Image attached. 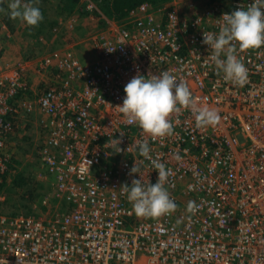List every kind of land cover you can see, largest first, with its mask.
I'll return each mask as SVG.
<instances>
[{
  "label": "built area",
  "instance_id": "2783aa9c",
  "mask_svg": "<svg viewBox=\"0 0 264 264\" xmlns=\"http://www.w3.org/2000/svg\"><path fill=\"white\" fill-rule=\"evenodd\" d=\"M256 2L205 0L186 16L171 3H142L122 22L100 14L109 28L88 32L94 60L81 63L74 43L40 58L37 87L27 76L31 61L0 67V205L19 168L15 138L32 116L58 201L49 207L42 196L38 215L0 210V264H264V46L238 53L248 69L241 88L205 65L211 50L203 43L223 14ZM75 22L65 18L53 33ZM163 71L185 83L194 105L170 115L171 135L152 139L117 107L134 76ZM201 107L216 110L219 123L197 126ZM111 138L121 140L120 152ZM137 141L172 169L164 185L176 203L171 214L137 217L122 193L140 178L129 175L134 164L145 183L158 179Z\"/></svg>",
  "mask_w": 264,
  "mask_h": 264
},
{
  "label": "clouds",
  "instance_id": "9594fccd",
  "mask_svg": "<svg viewBox=\"0 0 264 264\" xmlns=\"http://www.w3.org/2000/svg\"><path fill=\"white\" fill-rule=\"evenodd\" d=\"M38 4L39 0H10L7 13L10 19L36 27L43 20ZM221 19L218 33L203 32V43L211 50L205 58V65L212 62L225 81L242 88L248 81V69L238 53L264 46V0L225 13ZM124 93L123 103L117 108L130 123H136L142 133L152 139L171 135L170 115L180 111L181 107L191 109L194 105L189 88L169 71L147 77L138 74L125 85ZM193 114L197 126L201 127L215 126L221 119L216 110L208 107L194 110ZM108 144L121 151L120 139L111 138ZM134 147L138 148L140 156L150 160L158 179L155 184L145 183L139 174L140 169L134 164L129 175L137 174L140 178L133 179L130 185L124 184L122 193L126 194L137 217L159 218L171 214L176 210V203L164 185L172 175V169L151 158L147 141H137ZM196 207L189 201L188 211H195Z\"/></svg>",
  "mask_w": 264,
  "mask_h": 264
},
{
  "label": "rangeland",
  "instance_id": "374dc122",
  "mask_svg": "<svg viewBox=\"0 0 264 264\" xmlns=\"http://www.w3.org/2000/svg\"><path fill=\"white\" fill-rule=\"evenodd\" d=\"M41 1H39V4L41 3L46 11L48 23L57 19L62 21L65 18L74 17L76 22L73 28L67 31L61 29L62 31L54 34L53 30L55 27L57 28L55 25L47 30L48 32L46 31L45 40L41 37L37 43L33 40L35 28L29 27L19 20H10L7 13L10 0H0V2L6 5V8L0 6V9H4V11H0V60L2 63L4 62L1 66H4L5 62L21 66L25 64L23 61L27 57L43 58L45 56L71 52L69 45L77 39L80 45L83 43V45L91 46L88 40V32L91 33L89 36L91 38L92 35L100 33L99 31H106L109 28L107 27V23L97 19L100 14L105 16L103 10L100 9L101 0H77L76 3L74 0H46L47 4ZM204 2L205 0H166L154 6L158 7L163 4L165 5V3H171L172 5H176L177 11L182 16H186L196 14L201 10L200 7L204 5ZM189 4L193 6V10L188 9ZM92 7L93 9L89 10ZM123 18L113 21L122 22ZM8 19L10 20L9 25L12 29L6 25ZM109 20L112 19H108L107 21L109 22ZM91 48L92 46L90 47V51ZM72 51L75 54L76 50L74 48ZM10 59L13 62H9ZM33 63L35 64L36 62ZM31 66L29 64L27 68L30 70L34 69V65ZM34 120H36V116H32L30 125L28 124L29 126L27 125L26 128L19 130L15 138L19 168L16 173L9 175L8 181L10 183L2 190L4 201L0 205L1 211L38 215L41 210L44 211L40 206L42 196L50 199L49 207H54L58 204V201L56 203L51 198L53 195V179L45 176V168L37 157L39 140L37 129L33 124ZM16 181L22 182V184L16 185Z\"/></svg>",
  "mask_w": 264,
  "mask_h": 264
},
{
  "label": "trees",
  "instance_id": "16d2710c",
  "mask_svg": "<svg viewBox=\"0 0 264 264\" xmlns=\"http://www.w3.org/2000/svg\"><path fill=\"white\" fill-rule=\"evenodd\" d=\"M74 1L76 3L77 0H74ZM164 1H166V0H101V6H100L101 8L100 9L103 10L104 15L108 18L114 16L115 19H122L123 17L127 16V14L129 13L130 10H132L135 7H138L142 3H148V4H151L154 6V5H157L158 3H161ZM41 2L42 3L44 2L45 4H47L46 0H42ZM0 6L6 8V5L3 2H0ZM38 6L41 9V12L43 15V20L38 26L33 27V28H35L34 32H33V40L37 43H38L40 37L46 36L47 32H48L47 30L51 29L56 24L55 20L50 21V23H48V21L46 19V11L42 7L43 5L40 3V4H38ZM10 20L8 19V21L6 22V25H8L9 27H11L9 25ZM17 183H19V182H17ZM20 184H22V182H20Z\"/></svg>",
  "mask_w": 264,
  "mask_h": 264
},
{
  "label": "crops",
  "instance_id": "0c3cea01",
  "mask_svg": "<svg viewBox=\"0 0 264 264\" xmlns=\"http://www.w3.org/2000/svg\"><path fill=\"white\" fill-rule=\"evenodd\" d=\"M61 20L60 19H57L56 20V26H58L59 25V23L58 22H60ZM12 29V28H11ZM85 31V30H84ZM42 37V39L43 40H45V38H44V36H41ZM40 37V38H41ZM43 42H45V41H43ZM74 43L75 44H73L72 45V47L76 50V52H75V55H76V58L81 62V63H88V62H92L93 60H94V53H93V49L91 48V51H90V45H83V43H82V45H80V42H78V39L77 40H75L74 41ZM80 45V46H79ZM43 57V56H42ZM35 57H32V58H28L27 57V59H25L23 62H29V61H31L30 62V66L31 65H35V64H32V62H37V61H39L40 60V58H35ZM34 59V61H32ZM13 62V60L12 59H10V61L9 62ZM4 63V62H3ZM2 62H1V60H0V66L3 64ZM5 64H13V63H8V62H5ZM27 66H29V65H27ZM31 67H33V66H31ZM28 71V74H27V76H28V79H30L31 80V83H32V85L34 86V87H37L39 84H40V79H42L39 75H38V73H36V71L34 70V69H32V70H27ZM18 181H16L15 182V184L17 183ZM20 184V182L19 183H17L16 185H19Z\"/></svg>",
  "mask_w": 264,
  "mask_h": 264
}]
</instances>
